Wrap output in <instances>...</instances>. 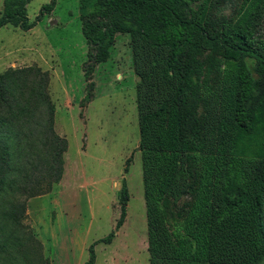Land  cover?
<instances>
[{"label": "trees", "instance_id": "trees-1", "mask_svg": "<svg viewBox=\"0 0 264 264\" xmlns=\"http://www.w3.org/2000/svg\"><path fill=\"white\" fill-rule=\"evenodd\" d=\"M30 1L3 0L0 29L28 32L54 11L53 0L31 22ZM191 1L80 0L92 63L85 77L108 61L119 34L131 35L151 264H260L264 0H247L236 20L223 22L208 6L195 12ZM205 56L227 73L212 97ZM49 84L40 68L0 74V264H52L24 227L27 201L51 192L64 174L68 143L55 131ZM120 198L117 228L127 188ZM93 246L85 264H95Z\"/></svg>", "mask_w": 264, "mask_h": 264}, {"label": "rangeland", "instance_id": "rangeland-1", "mask_svg": "<svg viewBox=\"0 0 264 264\" xmlns=\"http://www.w3.org/2000/svg\"><path fill=\"white\" fill-rule=\"evenodd\" d=\"M52 1L31 0L30 21L35 22ZM54 1V11L32 30L12 24L0 29V74L26 67L49 73L55 131L68 143L60 183L27 201L25 234L34 233L52 264H85L93 245L95 264H151L133 38L119 34L108 61L92 68L87 80L85 71L92 63L82 32L80 0ZM246 2L192 0L191 6L195 12L208 6L211 18L223 22L236 20ZM2 11L0 0V16ZM206 57L212 97L227 73L225 66H212ZM208 105L213 108L214 101ZM205 110L202 106L200 115ZM124 188L126 219L117 228ZM167 197L173 198V193ZM113 233L114 238L105 241Z\"/></svg>", "mask_w": 264, "mask_h": 264}]
</instances>
